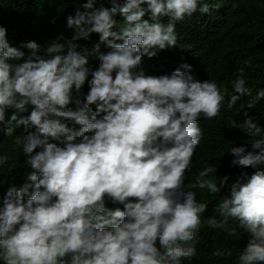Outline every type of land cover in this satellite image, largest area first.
Wrapping results in <instances>:
<instances>
[{"label": "clouds", "instance_id": "obj_1", "mask_svg": "<svg viewBox=\"0 0 264 264\" xmlns=\"http://www.w3.org/2000/svg\"><path fill=\"white\" fill-rule=\"evenodd\" d=\"M110 3L94 8L87 0L84 11L66 18L71 39L47 46L35 36L12 42L0 26V126L9 137L20 126L26 133L15 137L26 155L17 180L0 181V264H182L196 255L206 203L184 190L185 175L201 140L197 121L220 114L227 89L207 79L204 59H170L187 44L177 27L199 23L207 17L192 16L219 4ZM92 33L99 43L91 52L75 43ZM166 47L175 53L146 75V55ZM89 55L98 60L88 62ZM238 72L231 88L239 95L228 97V109L249 93L244 69ZM262 99L264 88L238 106L242 123L229 121L251 138L252 149L229 148L231 164L256 171L232 183L219 219L203 221L233 236L230 249L212 255L235 252L238 264L264 262V127L243 111ZM9 109L15 111L6 119ZM7 160L0 155V172ZM211 172L204 167L191 188L217 193Z\"/></svg>", "mask_w": 264, "mask_h": 264}, {"label": "trees", "instance_id": "obj_2", "mask_svg": "<svg viewBox=\"0 0 264 264\" xmlns=\"http://www.w3.org/2000/svg\"><path fill=\"white\" fill-rule=\"evenodd\" d=\"M118 2H122V0H118ZM203 2L219 4V7L210 9L208 13L192 16L194 18L207 17L197 24L185 23L177 27L180 37L184 36L187 44L170 60L182 62L184 59L195 57L204 59L207 67V79L215 80L218 85L223 84L227 91L220 114L211 119L201 116L197 121L202 135L193 153L191 167L185 175L184 190L195 192L198 202L206 203V209L201 214L202 223L198 232L196 255L190 260H183L182 264H238V256L235 252L227 258L212 255L215 250L226 252L230 249L229 244L233 236L224 229L209 228L203 221L212 216L220 218L218 204L222 198L230 195L228 191H230L232 183L238 178H242V173L250 176L256 171L251 167L244 168L231 164L234 157L228 151L229 148L244 145L246 151L252 149L251 138L239 127L229 126V121L236 120L237 124L242 123L244 116L242 112L237 111L238 106L254 96L257 90L264 88V0H203ZM84 3H87V0H0V26L8 28L9 38L12 42L28 38L25 40L27 42L33 39V36L45 46L58 37L70 40L73 29L67 27L66 18L68 15H73L78 8L80 11H84L81 7ZM101 6L110 7V0H93L94 8ZM142 6L146 7V5ZM114 18L118 22H122V18L118 14ZM165 18L167 20V17ZM199 24L198 27H191ZM75 43L91 52L92 47L99 43L98 34L92 33L87 40L81 38ZM199 43V49L195 51L196 45ZM21 50L24 51V49ZM108 50L104 44H100V52ZM166 50L167 52L160 55L157 53L155 58L146 55L145 64L142 66L146 75H156L155 73L160 72L161 70H157L155 67L167 60V55L172 56L175 53V51H168L169 47H166ZM27 54L28 52L25 51V55ZM89 59L98 60V57L89 55L88 62ZM17 62H22V60ZM241 68L244 69L245 83L249 93L241 96L236 105L232 109H228L226 106L228 97L231 94H236L232 93L231 81L240 75L238 69ZM85 88L84 84L79 93L82 103L87 94L84 92ZM73 96H76L75 92H73ZM69 107L74 108L75 105L70 104ZM14 111V109H9L6 119ZM243 111H247L261 127H264V99L251 109L245 107ZM91 112L94 111L90 109L89 115ZM25 134L23 126H20L13 136L9 137L0 126V155L5 153L8 155V163L6 167L2 168L4 171L0 172L2 184L10 181L11 178L14 182L17 180L19 168H21L26 155L16 144L15 137ZM204 167L212 168L209 176L217 181L219 188L217 193L210 194L206 189L191 188L198 172ZM258 167L264 171V164ZM225 176L227 180L221 186L220 180Z\"/></svg>", "mask_w": 264, "mask_h": 264}, {"label": "water", "instance_id": "obj_3", "mask_svg": "<svg viewBox=\"0 0 264 264\" xmlns=\"http://www.w3.org/2000/svg\"><path fill=\"white\" fill-rule=\"evenodd\" d=\"M119 205V204H118Z\"/></svg>", "mask_w": 264, "mask_h": 264}]
</instances>
